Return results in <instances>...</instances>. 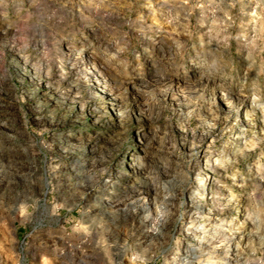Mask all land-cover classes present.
Instances as JSON below:
<instances>
[{"label":"clouds","instance_id":"9594fccd","mask_svg":"<svg viewBox=\"0 0 264 264\" xmlns=\"http://www.w3.org/2000/svg\"><path fill=\"white\" fill-rule=\"evenodd\" d=\"M0 264H264V0H0Z\"/></svg>","mask_w":264,"mask_h":264},{"label":"rangeland","instance_id":"374dc122","mask_svg":"<svg viewBox=\"0 0 264 264\" xmlns=\"http://www.w3.org/2000/svg\"><path fill=\"white\" fill-rule=\"evenodd\" d=\"M94 102L98 105V110H100V109H99V106L102 105V104L104 103V101H99V100L94 101Z\"/></svg>","mask_w":264,"mask_h":264}]
</instances>
